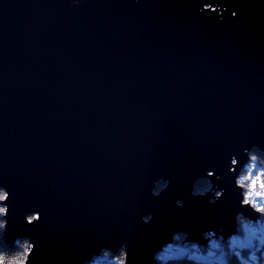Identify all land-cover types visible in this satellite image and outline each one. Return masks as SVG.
Here are the masks:
<instances>
[{"label":"water","instance_id":"95a60500","mask_svg":"<svg viewBox=\"0 0 264 264\" xmlns=\"http://www.w3.org/2000/svg\"><path fill=\"white\" fill-rule=\"evenodd\" d=\"M216 3L222 22L212 6L197 14ZM250 144L264 147V5L0 0L6 237L31 236L37 264H79L122 240L130 264H152L172 231H229L240 209L227 163ZM209 167L226 189L214 205L190 195Z\"/></svg>","mask_w":264,"mask_h":264},{"label":"clouds","instance_id":"9594fccd","mask_svg":"<svg viewBox=\"0 0 264 264\" xmlns=\"http://www.w3.org/2000/svg\"><path fill=\"white\" fill-rule=\"evenodd\" d=\"M142 0H131V4L140 5ZM73 8L79 10L86 0H70ZM245 8L264 5V0H236ZM212 6L217 22L224 17V4L204 5L196 9L202 14L205 7ZM239 9L229 13L234 19ZM227 172L231 185L238 199V208L231 218V229L209 228L200 233L198 239L191 238L188 231L170 232L151 253L152 264H264V147L258 144L244 146L240 153L230 155ZM215 181L222 178L211 167L204 175L196 178L192 184V197H207L208 203L214 205L224 197L226 189ZM168 179H157L153 182L151 195L159 197L169 187ZM49 188H55L50 184ZM9 191L0 186V264H37L35 260V242L29 235H17L9 240L6 237L8 226ZM176 207H183L184 201L175 200ZM29 212L24 216L26 225H33L40 220H33ZM153 219L151 213L140 217L144 224ZM79 264H130V249L127 240L119 245L102 244L79 261Z\"/></svg>","mask_w":264,"mask_h":264}]
</instances>
